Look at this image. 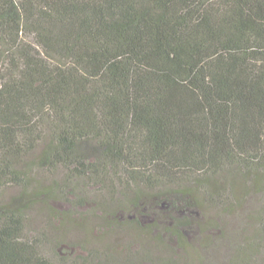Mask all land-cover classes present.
<instances>
[{
	"label": "trees",
	"instance_id": "16d2710c",
	"mask_svg": "<svg viewBox=\"0 0 264 264\" xmlns=\"http://www.w3.org/2000/svg\"><path fill=\"white\" fill-rule=\"evenodd\" d=\"M32 157L137 206L141 185L179 210L216 176L264 185V0H0V188ZM25 230L0 206V264H52Z\"/></svg>",
	"mask_w": 264,
	"mask_h": 264
},
{
	"label": "rangeland",
	"instance_id": "374dc122",
	"mask_svg": "<svg viewBox=\"0 0 264 264\" xmlns=\"http://www.w3.org/2000/svg\"><path fill=\"white\" fill-rule=\"evenodd\" d=\"M32 159L27 185L1 187L0 206L21 208L25 235L42 240L52 264H74L89 252L92 264H103L105 254L112 264H264V185L255 180L216 176V193L195 191L197 203L179 210L154 194L158 188L141 185L137 206L126 200V188L125 195L117 187L104 190L87 176L41 168ZM179 219L183 242L171 233Z\"/></svg>",
	"mask_w": 264,
	"mask_h": 264
}]
</instances>
